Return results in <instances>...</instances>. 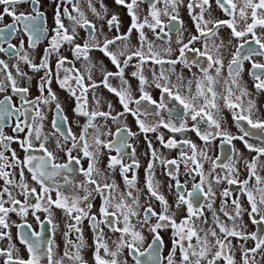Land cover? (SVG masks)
Masks as SVG:
<instances>
[{"label":"snow or ice","instance_id":"obj_1","mask_svg":"<svg viewBox=\"0 0 264 264\" xmlns=\"http://www.w3.org/2000/svg\"><path fill=\"white\" fill-rule=\"evenodd\" d=\"M44 3L0 0V264H264V0Z\"/></svg>","mask_w":264,"mask_h":264},{"label":"flooded vegetation","instance_id":"obj_2","mask_svg":"<svg viewBox=\"0 0 264 264\" xmlns=\"http://www.w3.org/2000/svg\"><path fill=\"white\" fill-rule=\"evenodd\" d=\"M44 8H45V10L47 12V15H48V24H49V27L51 28V26H52V9H53V6L50 5L49 0H45ZM181 17L184 19L185 24L188 25L189 28H191L190 21H189L186 13L184 11L181 12ZM9 22H10V18L9 17H5L4 23H9ZM0 26H2V25H0ZM83 35H84L83 31H81V36H83ZM16 42H17L16 40H13V43H16ZM26 46H27V44H26ZM46 46H47V40H43L40 43V45H38L37 49L34 50V55H37V59H38L39 54H42L43 48L46 47ZM95 55L98 56V57H102V54L101 53H95ZM0 58H3L5 60H7L10 65L13 62V61L9 60V58L7 56H4L3 54H0ZM69 58H71V57H69ZM105 63L106 64H109V67H111L110 63L106 59H105ZM21 68H22V70L28 72L29 75H33L31 73V71L27 68L26 65H23L22 64L21 65ZM37 80H38V75L34 76V78H33V87H32V94L33 95H37L38 94L37 91H36V87H35ZM53 89L59 92L58 86L55 83H53ZM59 94H60L61 102L64 104V106H65L66 110L68 111V114H69V116L71 118V116H72V113H71V110H70L71 109V105H72L71 99H69L67 97V94L66 93L59 92ZM104 95L112 98L114 100V102H115V98L114 97H111V94H109L106 90H104ZM256 100H257L258 106L264 108V95L257 96L256 97ZM53 115H54V113H52V112H49L48 113L49 121L52 119ZM225 116L228 117L229 122H230V114L227 113V112H225ZM129 119H131V117ZM46 130H47V122H46ZM5 131L8 134H12L11 133V129H6ZM233 131H235L234 128H233ZM189 135L194 140H196V142L198 144L203 145V142L199 141L195 137L194 134L189 133ZM136 143H137V153H138V156H139V159H140V164H141V167L138 170V177H139V180H140L141 185H142L143 179H144V168H145V166L147 164V159L148 158L143 155V153L146 151V144L144 143L142 137ZM235 143H236V147L237 148L242 149V145L240 144V142L237 141ZM214 144H218V141L217 142H214ZM13 147H17V146L16 145H13ZM213 154H219V150L215 146H211L210 149H209V155H213ZM206 167H207V165H206ZM156 171H157V178L158 179H160L162 181L166 180V177H164L161 174V169H160L159 166L157 167ZM262 174H264V173H262ZM129 175H131V174H129ZM116 179H117V182L118 183H121V185H122V181H121L119 175L116 176ZM61 183H63L62 179H61ZM95 203H96V205H98L99 204V199H97V201ZM218 203H219V201H217V204ZM95 210L96 209L94 207L93 211H95ZM42 218H43V215H42ZM53 218H54V220L58 224L56 240H57V244L60 246V250L62 251V249H63L62 233L65 230V224H64L65 217H64L63 212L61 210L54 209L53 210ZM12 219L13 220H16L18 223L22 222L20 220V218L19 217H16L15 215L12 216ZM27 220H28V223H31L33 225V229L34 230L39 231V227L35 223V220H34L33 217L29 216L27 218ZM244 222L247 224V229H248L249 232L256 231L258 228H264V225L257 226V225L251 224V222L248 220V217L246 215L244 217ZM83 228H84V236H85L88 244L90 245L92 243V232H91V229L89 228V225H88V221L87 220L84 221ZM12 231H13V234L15 235L16 229L13 228ZM47 235H50V233H46V236ZM73 239H74V235H73ZM166 239H167V237H166ZM234 243H235V241H234ZM252 244H253L252 241H249L248 242V245L249 246H252ZM166 253H167V248L165 249V254ZM91 255H92L91 249L90 248L85 249L84 256H85V259L89 261V264H92ZM237 260H239V253H237Z\"/></svg>","mask_w":264,"mask_h":264},{"label":"rangeland","instance_id":"obj_3","mask_svg":"<svg viewBox=\"0 0 264 264\" xmlns=\"http://www.w3.org/2000/svg\"><path fill=\"white\" fill-rule=\"evenodd\" d=\"M104 3L107 5L111 12H116L120 14L121 20L123 21V25L126 28L127 24L129 23V17L127 16L126 9L121 8L120 6L115 5L114 0H104ZM99 8V4H97ZM107 31V29H105ZM135 40V35L133 36ZM175 152L170 153L169 155H175Z\"/></svg>","mask_w":264,"mask_h":264}]
</instances>
